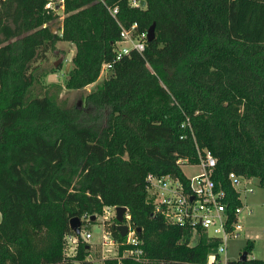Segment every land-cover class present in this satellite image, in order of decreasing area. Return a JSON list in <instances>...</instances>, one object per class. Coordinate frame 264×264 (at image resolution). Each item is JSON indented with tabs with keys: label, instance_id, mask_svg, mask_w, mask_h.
I'll return each instance as SVG.
<instances>
[{
	"label": "trees",
	"instance_id": "1",
	"mask_svg": "<svg viewBox=\"0 0 264 264\" xmlns=\"http://www.w3.org/2000/svg\"><path fill=\"white\" fill-rule=\"evenodd\" d=\"M50 1L0 0V264H69L71 219L112 206L129 210L151 259L205 262L218 243L190 247V231L154 214L146 179L185 182L181 166L207 150L230 212L242 201L229 174L264 187V0H63L58 34ZM135 24L139 33L155 24V40L117 62L84 107L34 93L48 76L36 75L37 63L59 42L76 48L65 86L82 90ZM117 224L108 230L123 241ZM254 249L248 241L244 252ZM87 254L80 243L73 259L91 264Z\"/></svg>",
	"mask_w": 264,
	"mask_h": 264
},
{
	"label": "built area",
	"instance_id": "2",
	"mask_svg": "<svg viewBox=\"0 0 264 264\" xmlns=\"http://www.w3.org/2000/svg\"><path fill=\"white\" fill-rule=\"evenodd\" d=\"M54 3L56 2L50 1L47 9L56 10ZM132 4L138 6L140 2L132 0ZM110 12L116 16L118 9H110ZM147 43V33H139L137 24L130 29L122 28L120 40L115 46V58L103 65L102 74L108 73L117 62L125 56H129L132 51L144 53ZM198 153L199 163L197 166L201 172L192 178L186 176L187 181L185 182L170 175L159 177L149 174L146 179L148 199L153 205L155 215L162 217L168 224L190 231V247L196 246L203 238H206L210 243H218L216 251L212 252L205 262H188L187 264H229L232 261L228 253L229 242L239 238L243 231L241 221L243 206L235 208L233 212L228 210V195L225 190L217 186L213 179L217 167L216 158L207 150L198 151ZM243 179L245 178L234 173L229 174L227 178L236 191ZM237 192L239 193V191ZM107 214H113V218L116 219L117 207L104 208L103 215ZM97 218L98 216L93 221L91 215H85L81 219L80 234L76 235L73 232L72 235L66 237V246L77 251L80 243H84L87 245L88 252L95 248L96 244H91L93 234L87 230L86 225L95 223ZM107 219L108 217H106ZM83 223H85L84 226ZM124 224L128 226V233L123 241L117 240L109 230L103 229L101 242L98 246L102 248L101 259L104 264H122L124 260H132L137 264H172L148 257L142 247L143 243L138 231L130 225L129 210L124 215ZM87 261L92 264L94 262L93 255H89Z\"/></svg>",
	"mask_w": 264,
	"mask_h": 264
},
{
	"label": "rangeland",
	"instance_id": "3",
	"mask_svg": "<svg viewBox=\"0 0 264 264\" xmlns=\"http://www.w3.org/2000/svg\"><path fill=\"white\" fill-rule=\"evenodd\" d=\"M54 1V0H51ZM60 6L62 4L60 0ZM57 2L54 3L56 8ZM61 9L63 7L61 6ZM65 18L63 14L60 19L54 21L51 24V28L54 34H58V29L61 27L62 21ZM76 54V48L74 45L68 42H59L56 46V50L48 54L45 61L37 63L39 70L36 75L39 76L48 73L47 77L41 76L40 82L36 84L34 93L38 96H43L45 92L50 89L52 93L58 95L59 102L68 107L74 108L84 107V101L87 95L94 91L98 85H100L107 76L104 72L101 78L95 83L82 90H68L66 88V81L69 72L73 69V58ZM61 61L58 66L55 63ZM57 85L56 87H52ZM60 87V88H59ZM181 169L185 176L192 178L201 172V169L197 165L184 164ZM252 190V192H250ZM237 191L240 193L242 201L243 212L241 215V221L243 225V231L240 237L233 239L229 242V258L230 260H239L240 256L244 252V249L248 241L255 242V249L248 257L249 259H263L264 257V187L260 185L258 179H243L242 184L237 187ZM106 217L108 219L106 220ZM113 214L102 215L97 218V221L92 224L86 225L87 230L93 234V242L96 244L95 248L91 249L86 255H93L92 264H104L101 255V246H98L101 242V235L103 229L108 231L113 223ZM85 230V228H84ZM65 253L70 259L69 264H80L73 258L77 255V251L68 246L65 247ZM107 255V254H106ZM108 259V258H107ZM114 262V261H109Z\"/></svg>",
	"mask_w": 264,
	"mask_h": 264
},
{
	"label": "water",
	"instance_id": "4",
	"mask_svg": "<svg viewBox=\"0 0 264 264\" xmlns=\"http://www.w3.org/2000/svg\"><path fill=\"white\" fill-rule=\"evenodd\" d=\"M55 2H57L56 5V11L58 12L59 16H62L64 14V10L61 9L59 0H55ZM140 6L142 8L146 7V2L144 0L140 1ZM156 25L153 24L150 29L147 32V36H148V42H152L153 40H155L156 38ZM61 61H58L57 63H55V66L57 67L58 64ZM128 212V209L126 207H117V222L118 225L116 226L117 231L119 232V234L121 235V237H126L127 233H128V226L124 224V215ZM92 220L95 221L96 220V216H92ZM70 226L72 231L76 234L79 235L81 232V227H82V220L79 217H74L71 219L70 221ZM138 232H140V229L137 230ZM249 255L247 252H243L242 255L240 256L239 262L240 264H246L248 261Z\"/></svg>",
	"mask_w": 264,
	"mask_h": 264
}]
</instances>
